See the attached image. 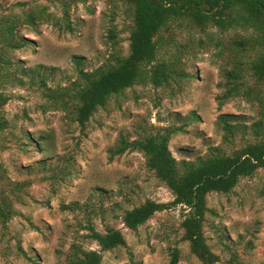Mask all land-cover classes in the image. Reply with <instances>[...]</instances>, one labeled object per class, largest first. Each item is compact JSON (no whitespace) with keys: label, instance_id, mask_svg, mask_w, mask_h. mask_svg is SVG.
Segmentation results:
<instances>
[{"label":"rangeland","instance_id":"obj_1","mask_svg":"<svg viewBox=\"0 0 264 264\" xmlns=\"http://www.w3.org/2000/svg\"><path fill=\"white\" fill-rule=\"evenodd\" d=\"M1 16L29 44L4 55L13 67L2 71L0 81L8 97L1 110L7 126L0 130V186L11 182L21 189L19 201L12 203L16 214L5 230L0 227V264H66L73 242L96 250L84 239L87 219L98 232L119 230L126 242L103 252L101 264H168L172 247L179 250L177 264H201L181 240L179 207L154 214L136 231L123 227V210L147 199L170 202L172 195L140 153L108 158L119 137L131 140L138 126H182L168 141L178 161L205 156L211 147L228 150L216 118L233 115L248 124L256 118V106L232 98L217 107L222 89L214 51L195 45L178 53L176 70L182 77L174 84L158 89L135 85L109 99L80 130L66 113L49 107L37 85L25 77L19 85L5 75L16 77L19 68L41 66L48 87L64 86L79 70L91 71L109 55H126L130 22L120 2L0 0ZM29 16L32 24L25 22ZM206 202L211 213L203 232L212 252L221 260L233 255L237 264H264V169L241 179L229 194H209Z\"/></svg>","mask_w":264,"mask_h":264},{"label":"trees","instance_id":"obj_2","mask_svg":"<svg viewBox=\"0 0 264 264\" xmlns=\"http://www.w3.org/2000/svg\"><path fill=\"white\" fill-rule=\"evenodd\" d=\"M117 1L130 22L126 55H109L106 62L93 70H79L75 80L64 86L48 87L41 66L16 68L19 76L9 73L5 76L15 79L19 85L24 84L21 77L27 78L29 85L41 89L50 108L66 113L83 130L98 109L125 90L135 85L168 88L179 80L182 71L176 70L178 53L195 45L203 51L213 50L222 89L216 97L217 107L232 98H242L256 106V118L248 124L233 115L216 118L221 143L228 150L211 147L205 156L178 161L171 155L168 141L171 135L182 132V126H138L140 130L131 140L119 137L108 159L125 151L140 153L145 167L172 195L170 202L147 199L123 210L120 221L124 228L136 231L154 214L179 207L181 240L187 243L192 256L201 264H237L233 255L221 260L212 252L203 226L206 215L211 213L206 202L209 194H229L241 179L264 169V0ZM8 20L7 16L0 17V81L2 71L13 67L4 55L29 44L28 40L16 36L15 25ZM32 21L30 16L25 18L26 23L32 24ZM113 32V29L108 31L111 47L116 43ZM7 101V95L0 91V130L7 126L1 114ZM189 116L191 120L196 118L193 113ZM237 142L240 145L235 147ZM19 189L18 184L11 182L0 186L3 230L16 214L12 203L19 201ZM85 229L84 239L95 243L97 249H84L73 242L66 254V264H101L103 252L126 246L119 230L106 227L104 232H98L88 219ZM169 257L168 264H177L179 250L172 247Z\"/></svg>","mask_w":264,"mask_h":264}]
</instances>
